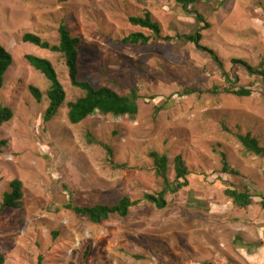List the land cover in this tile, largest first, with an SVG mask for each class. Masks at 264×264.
I'll return each instance as SVG.
<instances>
[{"label":"rangeland","instance_id":"1","mask_svg":"<svg viewBox=\"0 0 264 264\" xmlns=\"http://www.w3.org/2000/svg\"><path fill=\"white\" fill-rule=\"evenodd\" d=\"M188 9L204 21L175 0H0V45L12 57L0 100L13 111L0 128L6 139L0 200L13 178L22 182L20 207L0 213L4 264H264V156L248 153L223 129L248 131L264 145V88L259 76L232 63L264 68V0H197ZM146 12L172 38L144 46L121 42L131 32H148L129 21ZM61 22L80 38L79 79L121 94L137 88L134 117L94 113L77 124L67 120L66 102L82 91L70 85L62 56L21 40L33 32L56 43ZM196 28L200 44L235 78L232 88L248 87L249 96L183 92L227 85L207 52L177 36ZM25 54L47 58L63 85L64 103L49 121L42 118L46 96L36 102L28 90L32 84L45 94L49 82ZM86 131L109 142L114 160L128 167L108 166L103 149L85 141ZM149 150L167 154L170 180L175 154L189 170L187 185L166 196L165 208L142 200L124 217L93 223L62 206L113 205L123 196L157 192ZM220 150L240 175L221 172ZM226 187L247 188L251 204L235 205Z\"/></svg>","mask_w":264,"mask_h":264},{"label":"trees","instance_id":"2","mask_svg":"<svg viewBox=\"0 0 264 264\" xmlns=\"http://www.w3.org/2000/svg\"><path fill=\"white\" fill-rule=\"evenodd\" d=\"M66 1V0H61ZM184 9H188V6L194 4L197 0H175ZM195 13L194 19L196 22H203L204 18L196 10H190ZM129 21L147 30L148 32L135 31L121 38V42L129 43L131 45H146L151 39H163L169 41L172 36H163L161 34L160 26L154 20L151 15L146 12L143 16H132ZM204 27H208L206 23ZM201 28H196L192 32H184L177 35L179 38H183L186 42H192L195 46L205 52H207L217 64L220 74L224 79V83L227 85H215L208 90H196L192 87H187L183 90L184 93H203L218 94L221 92L231 93L237 96H249L252 91L245 86H239L234 89L230 84H233L235 78L230 76V72L226 71L223 66V62L220 60L217 54L213 50L200 44L202 34ZM23 42L32 43L40 48L48 49L52 52L59 53L64 61V65L67 70L68 80L72 87L78 88L82 91V94L76 97L74 100L66 102V116L67 120L71 124H77L84 120L86 117L99 113L102 115L122 116L127 115L134 117L138 112V94L137 88H132L127 94H121L114 89L106 86H94L89 80L79 79V45L80 38L73 36L63 22L59 23L57 27V41L51 43L45 39H42L38 34L33 32H24L21 36ZM24 58L27 60L30 66L39 71L49 82L48 89L43 92L36 86L29 84L28 90L36 102H41L43 95L46 96L48 102L43 111V121H49L53 118L59 108L62 106L65 100V91L62 83L59 81L57 73L52 63L47 59L33 54H25ZM12 62L10 53L0 45V88L2 86L3 75ZM232 63L240 64L245 71L250 75L259 76L261 84L264 88V68L262 63L258 65H251L244 60L232 59ZM156 107V110H159ZM13 116L12 109L1 102L0 100V128L8 122ZM225 131L232 133L239 143L243 146L245 151L258 156H264V145H262L257 138L246 131L241 133L240 131H232L227 126H223ZM85 141L88 144H95L100 146L105 154V163L111 168L125 169L126 163H119L114 160L113 148L109 142L97 139L90 131H86L84 134ZM6 145V139H0V147ZM147 156L151 160L152 169L157 179L160 180V188L155 193H144L141 198L132 199L128 196L121 197L115 204H94L91 206H78L72 204L71 201L63 203V207L73 211L77 215L87 217L93 223H100L107 219L112 214H117L124 217L128 214L131 207L137 206L142 200L150 202L155 208L163 209L167 205L166 196L178 192L181 188L187 185V175L189 170L186 163L180 153L175 154L172 158V167L174 170V178L170 180L167 177L169 159L167 154L159 152L157 150H149ZM221 172L231 175H239V172L233 169L228 163L227 156L223 151H219ZM224 194L231 199V201L239 207H247L252 202V194L249 193L247 188L239 189L237 187H226ZM260 205L264 208V196H261ZM22 182L18 178H13L8 188L3 191L0 200V213L6 208H18L22 201ZM138 257V256H135ZM4 255L0 252V264H4ZM69 264H74L70 262ZM205 264H211L205 262Z\"/></svg>","mask_w":264,"mask_h":264},{"label":"crops","instance_id":"3","mask_svg":"<svg viewBox=\"0 0 264 264\" xmlns=\"http://www.w3.org/2000/svg\"><path fill=\"white\" fill-rule=\"evenodd\" d=\"M252 135V134H251ZM253 136V135H252ZM255 137V136H254ZM256 138V137H255ZM238 141V140H237ZM259 141V140H258ZM239 142V141H238ZM241 145V144H240ZM242 146V145H241ZM243 147V146H242ZM245 150V149H244ZM158 151V150H157ZM221 151V150H220ZM160 152V151H159ZM224 152V151H223ZM219 153V152H218ZM225 153V152H224ZM178 154V153H177ZM226 154V153H225ZM251 154V153H250ZM146 155H147V153H146ZM253 155H255V154H253ZM227 156V155H226ZM148 157V156H147ZM168 157V156H167ZM149 158V157H148ZM228 160V159H227ZM229 163V162H228ZM230 164V163H229ZM231 166V165H230ZM232 167V166H231ZM233 169H235L234 167H232ZM236 170V169H235ZM238 171V170H237ZM239 172V171H238ZM226 174V173H225ZM239 175H240V172H239ZM225 189V188H224ZM229 198V197H228ZM260 199H261V197H260ZM259 204H260V200H259ZM261 206V205H260ZM239 207V206H238ZM245 208V207H244ZM262 208V207H261ZM264 209V208H263Z\"/></svg>","mask_w":264,"mask_h":264}]
</instances>
